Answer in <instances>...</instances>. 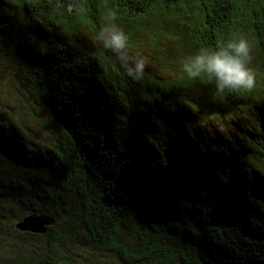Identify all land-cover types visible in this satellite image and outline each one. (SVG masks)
Returning a JSON list of instances; mask_svg holds the SVG:
<instances>
[{"label":"trees","instance_id":"16d2710c","mask_svg":"<svg viewBox=\"0 0 264 264\" xmlns=\"http://www.w3.org/2000/svg\"><path fill=\"white\" fill-rule=\"evenodd\" d=\"M108 9L154 53L142 80L95 41ZM233 33L250 40L254 89L216 97L183 77L185 56ZM8 66L66 143L36 142L41 112L0 94V264H76L56 247L79 246L80 228L122 264H264V0H0ZM224 111L250 124H212ZM32 213L56 223L19 230Z\"/></svg>","mask_w":264,"mask_h":264},{"label":"clouds","instance_id":"9594fccd","mask_svg":"<svg viewBox=\"0 0 264 264\" xmlns=\"http://www.w3.org/2000/svg\"><path fill=\"white\" fill-rule=\"evenodd\" d=\"M117 21V13L106 10L95 41L113 55L127 78L142 80L149 65L148 57L132 48L129 34ZM251 52L250 40L243 34L233 33L215 47L201 46L185 56L180 71L188 80L206 77L214 82L216 97L250 91L256 87L255 73L250 67Z\"/></svg>","mask_w":264,"mask_h":264},{"label":"rangeland","instance_id":"374dc122","mask_svg":"<svg viewBox=\"0 0 264 264\" xmlns=\"http://www.w3.org/2000/svg\"><path fill=\"white\" fill-rule=\"evenodd\" d=\"M85 38L83 34L80 35ZM142 49V50H140ZM144 54L147 55L149 60L148 68L152 70L157 69V63L152 60L150 56L154 54L149 48H140ZM3 66V65H2ZM17 89L20 92L25 93L27 99L41 112V119L43 123L41 125L32 123V137L36 142H41L43 145L53 144V143H66L64 134L62 130L57 126L56 122L46 105H44L39 94L35 93V90L31 88L30 84L25 82L22 76L11 66L8 69H0V94H2V99H11L14 94V90ZM1 98V97H0ZM228 120L226 125L223 124L224 120ZM234 121H238L241 124L249 125L250 115L248 112H242L238 116L232 114L228 111H224L219 118L211 119L212 124L217 126H228L230 128H237ZM78 236L79 246L74 248H66L57 246V252L62 256H74L76 264H122L114 255L100 250L97 246L90 242L89 236L86 234L85 230L80 228ZM122 241L129 244L130 247L140 246L139 240L129 234L123 233ZM2 247V242H0V248Z\"/></svg>","mask_w":264,"mask_h":264},{"label":"water","instance_id":"95a60500","mask_svg":"<svg viewBox=\"0 0 264 264\" xmlns=\"http://www.w3.org/2000/svg\"><path fill=\"white\" fill-rule=\"evenodd\" d=\"M55 218L39 213L28 214L17 222L16 227L21 231H31L36 234H45L49 226L55 225Z\"/></svg>","mask_w":264,"mask_h":264}]
</instances>
